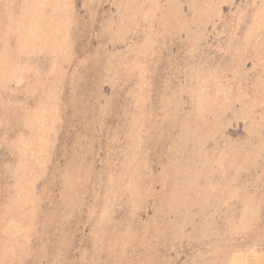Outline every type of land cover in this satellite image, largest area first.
<instances>
[{"label": "rangeland", "instance_id": "1", "mask_svg": "<svg viewBox=\"0 0 264 264\" xmlns=\"http://www.w3.org/2000/svg\"><path fill=\"white\" fill-rule=\"evenodd\" d=\"M0 264H264V0H0Z\"/></svg>", "mask_w": 264, "mask_h": 264}]
</instances>
